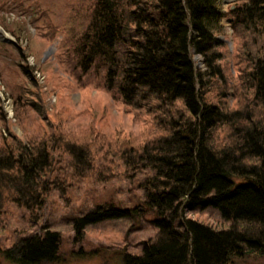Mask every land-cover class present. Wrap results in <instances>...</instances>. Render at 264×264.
<instances>
[{"label":"trees","instance_id":"obj_1","mask_svg":"<svg viewBox=\"0 0 264 264\" xmlns=\"http://www.w3.org/2000/svg\"><path fill=\"white\" fill-rule=\"evenodd\" d=\"M89 1L80 30L61 45L76 69L102 70L103 85L140 129L72 124L74 116L60 111L51 112L50 128L36 100H16L25 141L0 135V217L17 207L35 220L52 193L60 205L73 199L74 186L128 179L139 204L94 203L74 223L78 230L150 212L153 238L124 252L122 264H229L264 255V0H243L226 13L217 0ZM225 16L231 50L220 37ZM205 210L227 226L185 216ZM38 234L3 245L1 255L15 264L56 261L58 231Z\"/></svg>","mask_w":264,"mask_h":264},{"label":"rangeland","instance_id":"obj_2","mask_svg":"<svg viewBox=\"0 0 264 264\" xmlns=\"http://www.w3.org/2000/svg\"><path fill=\"white\" fill-rule=\"evenodd\" d=\"M242 1L217 0L225 13ZM89 2L0 0V27L9 35L5 37L0 33V135L13 132L20 141H25V132L14 114L16 100H36L42 106L41 119L50 128L54 125L51 112L60 111L63 116H74L72 124H94L110 131L118 129L126 133L140 129L141 125L129 110L113 98L103 85L102 70L92 68L81 72L76 69L71 57L64 51L69 47L67 42L61 45L69 32L80 30ZM28 5H31L28 8L30 14H27ZM221 23L225 33L220 37L224 38L231 50L230 17L225 16ZM7 26L15 27L19 37L4 28ZM193 59L196 66H202L201 56L194 55ZM22 63L31 68L30 74L25 72ZM230 66L235 68L232 64ZM37 71L44 79L37 76ZM73 188V199L60 205L54 202L52 193L51 199L40 211L42 215L35 220L20 208H9V216L2 214L0 217V248L11 245L14 240L39 235L40 230H55L61 238L57 259L40 264H122L124 252L136 253L142 241L153 238L151 235L155 234L156 229L150 212H139L136 217L117 216L107 222L79 226L78 230L74 226L77 218L94 209L96 203L101 206L112 203L121 207L139 204L135 196L138 193L128 179L101 185L88 182ZM112 210L115 214L119 212L118 207ZM186 214L214 228L227 226L213 210ZM121 245H124L123 250L120 249ZM0 264L15 263L0 253ZM229 264H264V255L240 256L233 258Z\"/></svg>","mask_w":264,"mask_h":264},{"label":"bare ground","instance_id":"obj_3","mask_svg":"<svg viewBox=\"0 0 264 264\" xmlns=\"http://www.w3.org/2000/svg\"><path fill=\"white\" fill-rule=\"evenodd\" d=\"M0 33L2 35H4L5 37H9L8 33H6L4 30H2L1 27H0Z\"/></svg>","mask_w":264,"mask_h":264}]
</instances>
